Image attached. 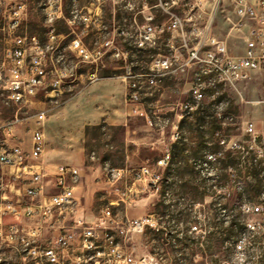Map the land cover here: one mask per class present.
<instances>
[{"label":"rangeland","instance_id":"374dc122","mask_svg":"<svg viewBox=\"0 0 264 264\" xmlns=\"http://www.w3.org/2000/svg\"><path fill=\"white\" fill-rule=\"evenodd\" d=\"M185 1V38L192 45L199 35L192 31L191 1ZM158 4L0 0V146L6 140L29 150L37 115L44 113L45 193L56 189L53 165L76 168L79 177L68 181L81 202L79 215L100 224L109 210L115 244L123 245L127 236L137 255L151 254L158 264H264V214L241 210L244 202L264 207V162L242 131V123L251 121L264 148V75L234 84L208 78L204 66L188 60L189 50L176 33L157 29L154 42L140 46L146 18L152 16L154 26L169 18ZM227 15H232L228 5L220 6L211 34L225 37ZM229 45L233 55L242 54L241 40L230 38ZM20 49L28 72L36 57L45 71L27 104L8 99L4 87L14 68L10 54ZM156 58L171 59L172 69H153ZM197 82L201 101L190 91ZM222 139L245 146L239 164H228L236 160V149L220 145ZM213 153L216 162L208 157ZM166 155L167 165H158ZM204 162H211L207 169ZM142 167L158 181H136ZM30 177L0 166V264H47L43 248L54 244L50 222L39 229L20 207L30 202L28 189L35 186ZM126 218L141 220L143 230L127 233ZM244 220L255 229L236 237L232 223ZM237 238L242 248L234 250ZM64 254L63 264L103 260L97 249H84L79 237Z\"/></svg>","mask_w":264,"mask_h":264},{"label":"built area","instance_id":"2783aa9c","mask_svg":"<svg viewBox=\"0 0 264 264\" xmlns=\"http://www.w3.org/2000/svg\"><path fill=\"white\" fill-rule=\"evenodd\" d=\"M188 5L189 12H193L196 22L193 25V32L198 34V40L189 45L185 38V0H158V7L168 15V19L160 26H154V18H146L149 24L139 33L140 46L154 42L155 33L158 29L159 34L165 32L176 33L181 40V47L188 48V60L204 66L203 72L208 78L215 77V80L222 83L246 81L253 74L264 75V0H190ZM228 5L232 15L226 16L229 30L224 38H218L211 34L212 22L218 13L220 6ZM152 6V8L157 7ZM22 36H19L22 42ZM236 38L242 41V54L233 55L230 52L229 40ZM26 39V38H24ZM75 47H80V42L75 41ZM204 49L203 51H201ZM81 51H83L81 49ZM14 68L11 71V78L4 86L8 91V99L17 104H27L35 95V91L43 84L45 71L41 68L38 57L33 59L34 67L30 72L27 71V60L25 51L20 49L10 54ZM172 60L169 58H156L152 62L153 69L170 71ZM200 80V79H199ZM3 76L0 72V85ZM191 93L196 101H201L204 97L201 83H195L191 88ZM188 106H186L187 108ZM192 109V107H191ZM36 127L32 131L31 146L27 150L23 146L4 144L0 146V166H8L18 171H23L30 175V180L35 186L28 189L30 202L21 204L23 215L29 219H36L39 229H43V223L49 221L50 228L54 232V244L43 248V257L47 264H63L64 252L71 247L74 240L78 237L82 241L84 249H97L96 257L103 260L96 261L94 264H158L157 259L151 254H136V248L127 245V236L124 238L123 245L115 244L110 230L113 228L108 225L111 219V212L105 210L100 224H90L86 219L78 216L80 199L74 193V187L68 180H77L79 172L73 166L56 165L53 175L56 179L54 184L55 191L51 194L45 193V185L42 173L46 166V116L44 113L37 115ZM242 131L250 136L248 141L252 149L255 150L256 159L264 162V148L257 144L258 134L251 121L242 123ZM225 139L220 140V145H225ZM231 150L238 151L243 155L246 151L245 146L229 145ZM241 155V156H242ZM169 155L161 158L158 165L165 166L168 163ZM211 161H215L217 156L209 154ZM208 168L207 162H204ZM128 172V170H124ZM21 173V172H20ZM19 177H21L19 175ZM159 176H153L148 168L142 167L134 174L136 181L147 180L157 182ZM244 214H264L262 204L246 202L242 206ZM21 212H18V215ZM127 233L131 230L142 231L144 223L141 220H129ZM149 223V220H146ZM246 226L251 231L255 225L246 220ZM197 229V227H195ZM37 230L34 231V235ZM242 241L236 245V249L242 248ZM101 248V249H100ZM100 249V250H99ZM37 264H40L39 262Z\"/></svg>","mask_w":264,"mask_h":264},{"label":"trees","instance_id":"16d2710c","mask_svg":"<svg viewBox=\"0 0 264 264\" xmlns=\"http://www.w3.org/2000/svg\"><path fill=\"white\" fill-rule=\"evenodd\" d=\"M235 153H236V155H237V158H236V160L235 161H230L228 164L229 165H232L233 163H235V164H239L240 162H241V158H242V156H241V154L238 152V151H235ZM215 156H217V154L216 153H213ZM216 161H218V158H216V160H215V162ZM219 162H223V161H219ZM211 164V162H207V165L209 166ZM242 194H245V192H243V193H240L239 194V196H242ZM244 203H246V202H244ZM242 206H243V204H242ZM242 206H241V210H242V212H243V209H242ZM243 214H244V212H243ZM232 226H234L235 228H237L238 230L235 232V236L237 237V236H239L240 235V237H241V235L243 234V233H245V232H250V230L247 228V226H246V220H244L243 222H239V223H236V222H234V223H232ZM239 241H242V239H239V238H237L233 243H234V250L236 249V245H237V243L239 242Z\"/></svg>","mask_w":264,"mask_h":264},{"label":"crops","instance_id":"0c3cea01","mask_svg":"<svg viewBox=\"0 0 264 264\" xmlns=\"http://www.w3.org/2000/svg\"><path fill=\"white\" fill-rule=\"evenodd\" d=\"M6 141V140H5ZM57 165H64V164H57ZM56 165H53V167H55ZM78 198V197H77ZM80 206H81V202H80ZM79 210H80V207L78 208V216H80L79 215Z\"/></svg>","mask_w":264,"mask_h":264}]
</instances>
